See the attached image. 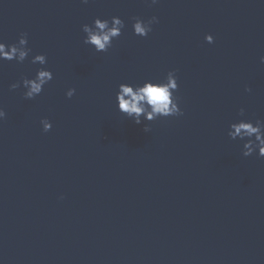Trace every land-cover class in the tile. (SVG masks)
Listing matches in <instances>:
<instances>
[{
  "label": "water",
  "instance_id": "1",
  "mask_svg": "<svg viewBox=\"0 0 264 264\" xmlns=\"http://www.w3.org/2000/svg\"><path fill=\"white\" fill-rule=\"evenodd\" d=\"M113 15L126 28L107 52L83 43ZM21 33L29 57L0 61V264H264V157L228 136L264 120V0H0V41ZM37 53L53 80L27 99L10 85ZM173 69L182 115L118 110L119 83Z\"/></svg>",
  "mask_w": 264,
  "mask_h": 264
},
{
  "label": "clouds",
  "instance_id": "2",
  "mask_svg": "<svg viewBox=\"0 0 264 264\" xmlns=\"http://www.w3.org/2000/svg\"><path fill=\"white\" fill-rule=\"evenodd\" d=\"M87 3V0H84ZM158 0H151L156 4ZM158 23V17L153 15L148 19L140 17L132 18L133 34L140 37H147L152 31V25ZM126 28L125 21L118 15L110 18L97 16L91 24L82 25L85 34L83 43L90 45L96 52H107L112 47L114 39L122 35ZM204 39L208 43L214 42V36L206 33ZM32 49L28 47V36L21 33L16 42L5 43L0 41V61H16L23 63L29 57ZM264 62V56L260 57ZM47 56L44 53H37L31 56L32 64H39L32 77H22L10 85L16 89L23 87V95L27 99H34L44 90V86L53 80L51 69L44 67L47 64ZM179 88L176 71L169 70L162 78L145 79L141 83L121 82L117 86L115 94V105L118 110L125 114L136 124L143 121H153L160 117L180 116L183 109L180 107V98L176 95ZM249 90L250 89H246ZM76 89L68 88L66 96L71 98ZM240 115H244V109H240ZM6 116L3 107H0V120ZM43 131L47 132L52 128V122L43 118L40 121ZM149 130V125L144 124V131ZM228 136L232 139L243 140L242 154L247 157L256 154L264 157V120L239 119L229 125Z\"/></svg>",
  "mask_w": 264,
  "mask_h": 264
}]
</instances>
